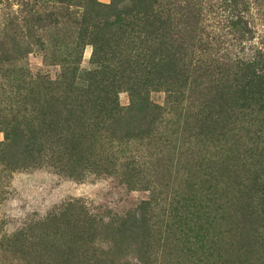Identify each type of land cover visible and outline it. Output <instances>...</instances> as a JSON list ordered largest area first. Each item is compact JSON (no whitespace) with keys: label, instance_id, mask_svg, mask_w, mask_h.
I'll list each match as a JSON object with an SVG mask.
<instances>
[{"label":"rangeland","instance_id":"obj_1","mask_svg":"<svg viewBox=\"0 0 264 264\" xmlns=\"http://www.w3.org/2000/svg\"><path fill=\"white\" fill-rule=\"evenodd\" d=\"M251 60L264 0H0V264H264ZM135 89L162 114L129 138L98 105Z\"/></svg>","mask_w":264,"mask_h":264},{"label":"trees","instance_id":"obj_2","mask_svg":"<svg viewBox=\"0 0 264 264\" xmlns=\"http://www.w3.org/2000/svg\"><path fill=\"white\" fill-rule=\"evenodd\" d=\"M248 67L253 71V77H255L259 82L260 86L264 85V74L261 71H257L259 67L258 61H250L246 63ZM262 79V80H261ZM264 90V89H263ZM135 101L132 102L131 106L128 108L122 107L119 103V99H103V102L98 106L101 110L107 112L110 111L111 114L106 116L107 121L110 125L114 126V130L121 131L124 136H147L153 130V127L157 121L160 120V115L162 114V107L159 104L151 101V98L148 96V90L139 91L135 89ZM99 98L98 100H100ZM129 111L128 114H125V111ZM133 132V135L132 133ZM253 192L258 194L260 192L262 195L253 199L248 208H251L252 212L250 217H255V215H263L264 216V184L256 183L252 188ZM250 194V192H249ZM258 196V195H257ZM260 211V212H259ZM137 217V216H136ZM136 217H127L123 219L122 222L119 223L118 232H124L126 234L130 233H140L142 232V236L147 243H150L149 239L151 237L150 230V220L148 221L146 217L141 216V220H136ZM113 229V225H110Z\"/></svg>","mask_w":264,"mask_h":264}]
</instances>
